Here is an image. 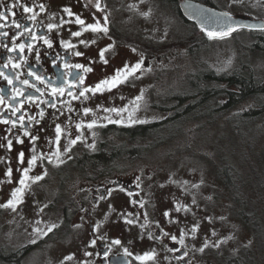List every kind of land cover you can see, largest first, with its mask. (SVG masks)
Masks as SVG:
<instances>
[{
  "label": "rangeland",
  "instance_id": "1",
  "mask_svg": "<svg viewBox=\"0 0 264 264\" xmlns=\"http://www.w3.org/2000/svg\"><path fill=\"white\" fill-rule=\"evenodd\" d=\"M213 1L214 6H220L234 15L264 19V0ZM107 3L112 28L120 31L123 37L129 36L137 41V45L130 43L133 49L137 46V51L140 50L132 53L136 55L132 66L141 55L144 54L145 59L141 68L132 75L131 81L136 85L126 86L127 82H124L105 93L104 100L98 101L101 103L87 107L93 111L84 113L83 120L72 125V131L67 130L64 124H59L63 128L59 141L61 159L71 153L75 155L95 151L100 141L106 137L102 132V126L109 123L105 117L113 121L122 119L123 122L132 124L129 120L130 113L131 119L136 121L153 120L167 115L169 110L157 108L155 101L164 106L173 105L176 99L170 98V95L189 90L188 78L191 72L205 65L219 72L233 67L242 51L240 46L252 41L251 33L241 29L237 34L222 39L207 37L199 49L190 53L188 46L182 45L180 39L188 36L193 27L182 20L171 4H165L162 0H107ZM91 23L94 22L86 21L85 25ZM77 25L81 29V36L110 43L107 33L82 31V26ZM112 40L114 41L113 37ZM130 49L132 52L133 49ZM150 55L154 57L151 58ZM247 56H250L249 61L258 74L264 75V55L255 52ZM138 96L141 99L137 100ZM252 104L250 100H245L234 109L218 111L212 122H208V116L185 121L181 127L185 132L155 149L148 165L146 163L140 166L135 164L136 161L129 160H122L116 165L117 174L136 172L142 175L138 195L145 202L146 218L135 211V199L131 193L119 190L113 192L111 201L104 208H98L101 214V236L111 246V250L123 252L127 248L130 253H135L133 257L137 264H170L168 259L171 262L172 256L151 240V231L147 227L151 223L157 227L164 224L178 242L183 236L184 243L181 246L188 248L189 252L200 254L204 264H224L227 256L245 251L247 264H264V229L262 234L256 233L245 218L236 215L234 199L217 176L215 163L224 164L225 157L240 165V174L248 181L243 187L242 195L261 213V222L264 224V190L257 183L259 179L251 174L255 167L264 180V128H254L264 126V116L249 126L242 127L240 131L229 120L233 113ZM113 107L127 108V111L119 116L103 111L104 108ZM92 120H96L97 125L89 129L87 124ZM77 124L81 127L77 128ZM55 129L49 133L41 149L35 148V154L50 156L57 150ZM77 136L80 139L71 144L70 141ZM116 141L121 142L117 137ZM91 145L94 147H90ZM65 148L71 151H65ZM243 151L247 154L243 155ZM12 161H15L13 165L11 159L0 158V205L11 198L13 189L20 187L18 182L23 169L28 167V163L18 165L15 164L18 160ZM49 164L44 159L31 169L30 177L43 175L45 170L48 172L39 181H29L30 187L25 189L23 202L15 210L0 207V247L6 251H23L27 248L23 264H98L95 245L91 244L92 238L87 236V230L76 213L77 202L87 196L86 187L73 194L71 190L70 193L60 192L61 183L56 181L54 184V181L51 183L49 180V168L54 173L67 171L62 167L63 163L57 165L55 157ZM9 168L12 169L10 178L5 175ZM87 200L89 201V194ZM177 205L181 206L179 211L176 210ZM64 206L75 209L69 214L71 225L59 228L57 222ZM165 212L168 213L167 216L164 215ZM128 220L133 223H127ZM51 225L57 227L48 232ZM37 228L47 232V235L39 234ZM55 229L57 230L53 232ZM115 240L121 243L113 244ZM201 248L204 250L200 251ZM148 252L155 253L154 259L141 261L136 258ZM66 257L71 259H65Z\"/></svg>",
  "mask_w": 264,
  "mask_h": 264
},
{
  "label": "flooded vegetation",
  "instance_id": "2",
  "mask_svg": "<svg viewBox=\"0 0 264 264\" xmlns=\"http://www.w3.org/2000/svg\"><path fill=\"white\" fill-rule=\"evenodd\" d=\"M180 1L181 0H179L178 4L182 12ZM97 2L100 4L99 9L96 7ZM106 3L107 0H0V11L4 12L7 16L6 20L0 19V33H7V36L0 35V73L3 74L0 75V89H2L0 95L4 97L3 103H0V120L7 119L9 121H17V126L15 128H12L10 123H0V158L5 157L6 159H11V165L15 162L12 161V159L18 160L15 164H27L28 159L33 155L32 149L38 147L41 149L42 144L48 139L49 133L56 128V125L64 124L67 130L72 131L74 129L72 125L83 120V109L91 107L94 103H101L98 101L104 100L103 96L108 92L105 91L97 93L96 95L89 93V98L87 100L83 98L72 100L67 93L63 96L53 97L49 85L58 86L65 81H71L77 74H81L85 78L84 86H94L100 80L113 76L118 69L124 68L125 65L129 67L132 66V60L136 57V55L132 53L140 52V50L137 51V46L134 45L136 49L131 52L130 48L133 49V46H130V43L137 45V41L129 36L123 37L120 31L112 28L110 15L108 14L110 8L108 3ZM41 6H43V10H41ZM24 7L31 8L33 11L25 12ZM65 8L70 9L73 15L69 16L64 11ZM31 15H35L36 17L34 21L27 19V17ZM76 16H79L85 22L92 21L95 23L99 21L101 25H105L108 29L107 34L109 35L110 43H105L99 41V39L90 37L72 36V32L81 31L77 23L74 22ZM105 17H107L106 20ZM13 21L20 23L22 27L17 28ZM61 21H65V23H61ZM50 23L58 25V27L49 31L47 25ZM25 28L31 29V32L35 33L38 37H47L50 39L52 41V47L48 48L42 39L33 40L30 34L25 33ZM101 34H104V32H101ZM251 35V43H254L257 48L256 50L264 55V28L253 30ZM81 40L87 41V45L80 43ZM61 41H70L75 45V48L65 49L61 45ZM92 41L95 42L92 43ZM29 43L32 44V49L27 47ZM21 44L25 45L23 52H21L18 47V45ZM109 45H111V47H109ZM13 48H15V50L10 51V49ZM105 48L108 49L104 54L105 59L108 61L107 64H104L100 59V51ZM37 50L39 51V61H37ZM76 51L83 53V55L76 56L74 54ZM57 54L59 58H57ZM143 55H141L136 63L145 59V55ZM150 57L152 58L154 56L150 55ZM53 60H55V64ZM65 62L70 65L81 64L85 67L92 68V71L83 73L81 70L75 68H71L70 70L65 69ZM5 64L8 66L5 67ZM13 64H20L22 67L13 68ZM29 68L43 76L44 82L36 80L33 76H29ZM69 72L70 74H67ZM4 76L12 78L13 83L8 84ZM25 79H27L30 84H34L36 88H40L43 94L37 92L35 88L22 84L21 81ZM131 80L132 76L129 77L125 85H136ZM14 89L22 90L24 95L13 99ZM79 90L80 88L77 87L72 91L74 94H78ZM29 96L38 99L30 101L27 99ZM45 100H52L55 102L56 107L52 108L49 104L43 103L42 101ZM245 100H250L254 104L253 97L243 98L240 103ZM21 102H23V107H21ZM154 103L159 109L163 110L165 108L162 103L157 101ZM154 103L151 102L153 107H155ZM158 104H160L159 107ZM252 105L246 108H250ZM16 108L20 110L13 115V111ZM246 108H241L239 110H244ZM42 109L44 111L43 118L39 116ZM20 116L25 117L24 126L28 129L30 134L37 137L34 142L30 140L29 137L24 136L23 129L20 128L18 122ZM29 116L35 117L36 120L40 122L37 124L33 121L29 124L27 119ZM163 117L164 115L162 117L158 116L153 120L132 124L126 122L105 124L102 126V132L106 137L100 141L95 151H84V153L75 155L71 153L69 156L64 157L66 160L62 164V167L65 168L67 172L54 173L49 168V180H51V183L54 181V184L56 181L61 183L59 187L60 192L63 191L67 193L71 190L73 194L75 191L78 192L79 189H84V187H86L88 192L87 196L89 194V201L87 200V196L86 198L79 199L80 201L77 202L78 205L76 204V213L78 214V220L81 221L80 223L87 230V236L89 238L91 237L92 240H96L95 251L98 264H110L109 259L112 255L123 253L111 250L107 257L104 256V252L108 250L109 245L103 236H101L102 229L101 224L99 225V217H101V214L98 208H104L105 205L111 201L113 192L119 190L127 194L131 193L132 197L135 199L133 205L135 211L139 216H142V218H146L145 202L138 195L140 192L142 175L136 172H120L121 174H117L116 172L118 171L115 170L117 167L116 165L122 160L136 161L135 164H140V166L146 163L148 165L152 159L151 154L154 150L166 142L164 136L161 135L162 133L156 135L149 133L143 138L138 137L130 139L120 134L121 128L138 123L158 121ZM10 128L11 131H9ZM115 135L121 142L116 141ZM16 137H19L24 142L22 144L18 143ZM9 139L12 140V148L10 150L7 147ZM117 146H121L123 149L136 147L139 151L134 153L133 156L129 151H122L117 156L114 153L115 155L112 159L108 162H103L100 166L91 162V159L81 162V157L85 154L100 152L102 150L111 153L116 150ZM40 149L38 150V154ZM20 152H24L23 163L19 161ZM82 163L85 165L82 166ZM252 173L255 177L260 179V173L257 172L255 167H253ZM109 191H111V195H109ZM101 197H103V199H101ZM68 207L69 206L62 207V216L57 222L59 228L71 225L69 214L70 211L72 212L75 208L71 209ZM97 225H99V227H97ZM147 227H149L152 233L151 235L149 232L151 240L154 241L155 244L160 245L162 249H166L168 253L175 258L174 260L170 257L171 262L168 259L170 264H204V259L200 254L189 252L188 248L181 246L177 239H171L173 235L169 233L168 226L166 227L164 224H159V227H157L156 224L151 223L147 225ZM164 233H167V235H164ZM185 253H187V255H185ZM133 256L135 257V253H131V264H137Z\"/></svg>",
  "mask_w": 264,
  "mask_h": 264
},
{
  "label": "trees",
  "instance_id": "3",
  "mask_svg": "<svg viewBox=\"0 0 264 264\" xmlns=\"http://www.w3.org/2000/svg\"><path fill=\"white\" fill-rule=\"evenodd\" d=\"M162 1L165 4H171L182 20L185 23L191 24L193 27V31L188 36L180 39V43L188 46V51L190 53L199 49L200 45L205 43L206 39H208L206 32L182 14L178 4L179 0ZM199 1L212 5L215 3L213 0ZM240 47L242 51L240 55H238L233 67L219 72L205 65L191 72L188 78L189 90L185 93L179 92L170 95V98L173 97V99H176V102L171 106H164L169 110V113L161 120L123 127L121 128L120 134L130 139H135L138 137H146L149 133H153L154 135L162 133L161 135L164 136V140L168 141L169 139L177 137L181 132H185V130H181V127H183L182 123L185 121L208 116L210 117L208 122H212L216 117V112L234 109L243 98L247 97H253L254 104L250 108L233 113L229 120L233 123L234 128L240 131L242 127L249 126L259 117L262 118V116H264V75L258 74L249 61L250 56H247L249 53L260 52L256 50L257 48L254 43L242 44ZM254 128L262 129L264 126ZM122 151H129L133 156L134 153H137L139 150L136 147L123 149L121 146H117L116 150L111 153L102 150L100 152L85 154L81 157V162L91 159V162L100 166L103 162H108L115 154L117 156ZM246 154L247 153L243 151V155ZM215 163L217 166V176L230 192L236 204L234 212L236 211L237 214H235L245 218L249 223L248 225L252 226L254 231L256 230V233L259 232L262 234L264 224L261 222V213H259L256 207H253L242 195L243 187L248 184V181L240 174V172L242 173L240 165H236L235 162L225 157L224 164L216 161ZM81 165L83 166L85 164L82 163ZM236 166H238V169ZM251 174L253 175V173ZM257 183L260 185L261 190H264V180L261 179V177ZM263 210L264 208L262 211ZM56 230L57 229L53 230V232ZM25 250H27V248H24L23 251L21 249L6 251L3 247H0V264H23L22 259ZM246 255V251L241 254L229 255L226 257L224 264H247Z\"/></svg>",
  "mask_w": 264,
  "mask_h": 264
},
{
  "label": "snow or ice",
  "instance_id": "4",
  "mask_svg": "<svg viewBox=\"0 0 264 264\" xmlns=\"http://www.w3.org/2000/svg\"><path fill=\"white\" fill-rule=\"evenodd\" d=\"M96 7H97V9L100 8L99 2L96 3ZM41 10H43V6H41ZM24 11L25 12H32L33 9L28 8V7H24ZM64 11L69 16L73 15L71 10L68 9V8H65ZM225 15H227V14H225ZM0 19H5V20L7 19V16L2 11H0ZM27 19L34 21L36 19V17H35V15H31V16H28ZM106 19H107V17H105V20ZM75 22L82 26V31L91 30L93 32H104V33H107V31H108L107 27L105 25H101L99 21H97L95 23H91V24L85 25V21L83 19H81L79 16H76ZM13 23L15 24V26L17 28L22 27V25L20 23L16 22V21H13ZM61 23H65V21H61ZM57 27H58V25L51 24V23L47 25V28H48L49 31H51L52 29L57 28ZM201 27L206 32L207 36L210 39H213V38H221L222 39L224 37L230 36L232 34V32L237 30L236 27L233 26V24H231V23L228 24L226 29L218 31V32L217 31L208 30L207 28L204 27L203 24L201 25ZM254 27L264 28V25H259V26H254ZM25 33L30 34L31 38L33 40L42 39L44 44H46L48 46V48L52 47V41L50 39H48L47 37H38V36L35 35V33L31 32V29H28V28H25ZM71 34H72V36L79 37V36H81L82 33H81V31H76V32H72ZM0 35L7 36V33L6 32L5 33H0ZM94 42L95 41H92V43H94ZM60 43L65 49H74L75 48V45H73L70 41H61ZM80 43L87 45L88 42L84 41V40H81ZM18 47H19L20 51L23 52L25 45L21 44V45H18ZM27 47L29 49H32V44L29 43L27 45ZM109 47H111V45H109ZM14 50H15V48L10 49V51H14ZM106 51H108L107 48L102 49L100 51V59H101V61H103L104 64L108 63V61L105 59V56H104ZM133 51H135V49H133ZM74 54L76 56L83 55V53H81L79 51H76ZM36 55H37V61H39V51L38 50H37V54ZM57 58H59L58 54H57ZM53 63L55 64V60H53ZM141 64H142V61L136 63L135 65H133L131 67H129L128 65H125L124 68L118 69L113 76L106 77L105 79L100 80L94 86H87V87L84 86V79H85L84 76L81 75V74H77L71 81H65L64 83H62V84H60L58 86L49 85V87L51 89V95L53 97H57V96H63V95H65V93H67V95L70 96L72 100H79L81 98L87 100L89 98V96H88L89 93H91L92 95H96L97 93H102V92H105V91H111L113 88H116L120 84L126 82L129 79L130 76L134 75L135 72L138 69L141 68ZM7 66L8 65L5 64V67H7ZM12 67L13 68H20V67H22V65L13 64ZM64 68L65 69H69V70L71 68L79 69L83 73H88V72L92 71V68H90V67H85L84 65H81V64L70 65L67 62L64 63ZM67 74H70V72L67 73ZM0 75H3V74L0 73ZM28 75L35 77L36 80L44 82V77L39 75L37 72L32 71L31 68H29ZM4 79L7 80L8 84H12L13 83L12 78H10L8 76H4ZM21 83L24 84V85H28L29 87L35 88L37 92H41V94H43L42 90L40 88H36V86L34 84H30L27 79L22 80ZM77 87H79L80 90H79L78 94H74V92L72 90L76 89ZM0 92H2V89H0ZM13 93H14L13 96H12L13 99H15L18 96H23L24 95V92L22 90H19V89H14ZM27 99L31 101L33 99H38V98H33V97L29 96V97H27ZM136 99L139 100V99H141V97L138 96V97H136ZM3 101H4V97L2 95H0V103H3ZM42 102L49 104L52 108L56 107L55 102H53L52 100H45V101H42ZM68 103H70V102H68ZM21 107H23V102H21ZM98 107H101V106L98 105ZM19 110H20L19 108L14 109L13 115H15V112H17ZM83 111H84L85 114H88L89 112H92L93 110L90 109V108H84ZM103 111L108 112V113H116L119 116L122 112L127 111V108H115V107H113V108H104ZM39 116L41 118H43V116H44L43 109L40 111ZM27 119H28L29 124H31L33 121H35L37 124L40 122L39 120H36V118L32 117V116H29ZM105 119H108L109 123H123L122 119L121 120H116V121H113V120H111L108 117H105ZM129 120H130L131 123L143 122V121L132 120L131 119V113L129 114ZM24 121H25V117L24 116H20L18 118L19 126H20L21 129H23L24 136L29 137V139L34 142L37 139V137L30 134L28 129L24 126ZM0 123H4V124H9L10 123L12 128H15L17 126V121L16 120L9 121V120L5 119V120H0ZM96 125H97V121L96 120H92L91 122H89L87 124V127L89 129H91V128L95 127ZM76 127L80 128L81 125L77 124ZM9 131H11V128L9 129ZM55 131H56L57 150L50 156H44L43 154H40V155L35 154V148H33L32 149L33 155L27 161L28 167L23 169V175H22L21 179L18 182L20 187H17L15 189H13L12 192H11V198L8 199L6 203L0 205V207H2V208H11V209L15 210L17 205H19L20 203L23 202V196H24L25 189L30 187L29 181L34 183L36 181H39V180L43 179L44 175H47V172L45 170L43 175H37L35 177H30L29 176V172L36 165V163L38 161H42L44 159H47L49 163H52L53 162V157H55V159L57 161V165L64 163V160L60 158V152H59V141H60L63 129L60 127V125H56ZM93 135H95V133H93ZM79 139H80V137L77 136L76 139L71 140L70 143L71 144H75L77 142V140H79ZM16 140H17L18 143H21V144L24 142L19 137H16ZM7 147H8L9 150L12 148V140L11 139L8 140ZM90 147H94V145H91ZM69 150L70 149L65 148V151H69ZM19 161H20V163L24 162V152H20L19 153ZM11 174H12V169L9 168L7 170V172L5 173V175H6V177L10 178ZM137 179H139V178H137ZM0 183H2V181H0ZM109 195H111V191H109ZM101 199H103V197H101ZM141 206H143V205H141ZM180 208H181V206L177 205L176 210L179 211ZM184 208H185V210H187L186 206H184ZM164 215L167 216L168 213L165 212ZM127 223L131 224V223H133V221L132 220H128ZM55 227H57V226L56 225H51L48 228V232H51L52 229L55 228ZM97 227H99V225H97ZM142 227H143V225H142ZM36 231L39 234H41V235H47V232H43L39 228H37ZM193 232H195V228H193ZM164 235H167V233H164ZM171 239L172 240H176L177 238L175 236H172ZM32 242L35 243V241H32ZM179 242H180L181 245H183V243H184L183 236H181ZM120 243L121 242L119 240L113 241V244H116V245H119ZM91 244L95 245L96 244V240H92ZM206 246L207 245H205V247ZM203 250H204L203 248L200 249V251H203ZM110 251H111V246H108V250L104 252V256L107 257ZM123 253H124L125 256H131V253L128 251L127 248L123 249ZM185 255H187V253H185ZM154 257H155V253L154 252H148V253H145L143 256H137L136 258L138 260H141V261H146V260H152V259H154ZM65 259H71V257H66ZM123 264H127V261H124Z\"/></svg>",
  "mask_w": 264,
  "mask_h": 264
},
{
  "label": "water",
  "instance_id": "5",
  "mask_svg": "<svg viewBox=\"0 0 264 264\" xmlns=\"http://www.w3.org/2000/svg\"><path fill=\"white\" fill-rule=\"evenodd\" d=\"M180 6L187 19L196 22L200 27L203 24L205 28L212 31L218 32L224 30L229 23L233 24L237 30L242 28L257 29L260 27L254 26L264 25L263 19L243 15H233L226 10L197 0H182ZM124 261H127V264L131 263V259L124 254L113 255L110 259L112 264H123Z\"/></svg>",
  "mask_w": 264,
  "mask_h": 264
}]
</instances>
